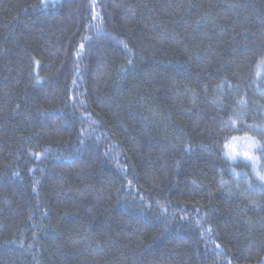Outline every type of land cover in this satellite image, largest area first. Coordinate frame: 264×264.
<instances>
[{
  "label": "trees",
  "instance_id": "1",
  "mask_svg": "<svg viewBox=\"0 0 264 264\" xmlns=\"http://www.w3.org/2000/svg\"><path fill=\"white\" fill-rule=\"evenodd\" d=\"M264 0H0V264H264Z\"/></svg>",
  "mask_w": 264,
  "mask_h": 264
},
{
  "label": "clouds",
  "instance_id": "2",
  "mask_svg": "<svg viewBox=\"0 0 264 264\" xmlns=\"http://www.w3.org/2000/svg\"><path fill=\"white\" fill-rule=\"evenodd\" d=\"M252 145H241L235 142V138L225 147V152L228 157L242 155L250 157L253 162V171L258 178L264 179V168L261 167V158L253 153Z\"/></svg>",
  "mask_w": 264,
  "mask_h": 264
}]
</instances>
